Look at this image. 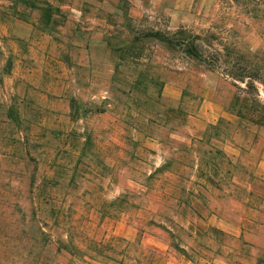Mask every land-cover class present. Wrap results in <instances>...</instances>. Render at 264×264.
<instances>
[{
  "label": "rangeland",
  "instance_id": "rangeland-1",
  "mask_svg": "<svg viewBox=\"0 0 264 264\" xmlns=\"http://www.w3.org/2000/svg\"><path fill=\"white\" fill-rule=\"evenodd\" d=\"M180 27L264 54V0H0V264H264V127Z\"/></svg>",
  "mask_w": 264,
  "mask_h": 264
},
{
  "label": "trees",
  "instance_id": "trees-1",
  "mask_svg": "<svg viewBox=\"0 0 264 264\" xmlns=\"http://www.w3.org/2000/svg\"><path fill=\"white\" fill-rule=\"evenodd\" d=\"M146 37L209 70H219L236 89L231 111L241 121L264 127V54L248 58L233 44L216 39L213 33L194 34L181 27L175 31L151 30Z\"/></svg>",
  "mask_w": 264,
  "mask_h": 264
},
{
  "label": "crops",
  "instance_id": "crops-1",
  "mask_svg": "<svg viewBox=\"0 0 264 264\" xmlns=\"http://www.w3.org/2000/svg\"><path fill=\"white\" fill-rule=\"evenodd\" d=\"M221 113V112H220ZM225 115V112L221 113V116H224Z\"/></svg>",
  "mask_w": 264,
  "mask_h": 264
}]
</instances>
